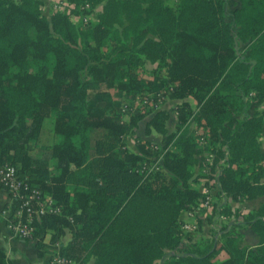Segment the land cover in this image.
<instances>
[{"label":"trees","instance_id":"1","mask_svg":"<svg viewBox=\"0 0 264 264\" xmlns=\"http://www.w3.org/2000/svg\"><path fill=\"white\" fill-rule=\"evenodd\" d=\"M224 1L59 0L45 15L41 0H0V165L13 164L61 209L34 221L38 247L50 230L68 233L57 252L73 264H264V201L245 213L257 236L253 248L238 247L224 226L218 247L212 239L188 248L180 235L178 215L199 195L189 178L203 148L188 118L217 144L210 165L221 160V193L264 196L257 139L264 109L244 113L250 102L264 104V0H234L230 20ZM96 5L93 21L72 18ZM144 60L169 84L168 97L196 102L194 109L175 106L168 133L164 108L127 109L124 119L88 95L101 87L132 97L150 89L132 71ZM143 118L145 134L166 133L156 166L125 145ZM44 124L47 142L40 141ZM135 138L143 154L153 144ZM219 211L230 213L227 205ZM219 248L227 256L211 260ZM0 264H9L1 248Z\"/></svg>","mask_w":264,"mask_h":264},{"label":"rangeland","instance_id":"2","mask_svg":"<svg viewBox=\"0 0 264 264\" xmlns=\"http://www.w3.org/2000/svg\"><path fill=\"white\" fill-rule=\"evenodd\" d=\"M41 11L45 15H48L53 5L59 0H41ZM166 2L172 5L175 0H166ZM235 5L234 0H225V18L230 20V13L232 7ZM100 6L96 5L90 11L82 13L80 15H72V18L78 23H83L85 21H93L96 16V12L99 10ZM84 24V23H83ZM82 24V25H83ZM104 49V48H103ZM154 65L153 63L144 60L140 67L133 68L132 71L136 72L142 78L141 86L147 84L150 85V89L145 87L140 90L141 94L138 92L132 97L130 94L121 95L117 89L112 87H101L97 89H90L88 95L97 100L99 104L109 102L110 105L115 109L120 111L123 118H127V109L131 111L137 108L141 109L146 106H152L153 108H164L168 111V116L165 120L166 133L172 131L176 124L177 111L175 106H184L186 104L194 109L196 107L195 99L191 96H184L181 98H170L167 96V89L169 88L168 83H163L161 77L159 78L156 72H152ZM156 73V74H155ZM147 80H151L149 83ZM146 86V87H147ZM252 93V92H251ZM145 98L147 103L142 104V100ZM124 106V109L121 108ZM264 109L263 103L254 104L249 103L244 113L248 115L254 114L259 115L261 110ZM242 114L237 113L233 115V121L238 119ZM262 118V117H261ZM143 119L138 121V125L134 128L132 134H128L125 138V145L135 152H138L144 158L142 162L147 161V164L151 162L154 166L161 162V152L163 151L164 139L166 133L154 132L153 130L149 134L143 132ZM187 128L189 131L193 132L197 137L198 143H203V148L196 155V162L191 167L192 174L189 178V183L194 186L199 195L196 199L195 204L191 205L189 208L183 209L178 215L180 235L183 244L192 248L193 246H203L208 245L209 242L214 239V247H218L220 243V227L229 228L233 231L236 236L237 246L240 248H253L257 244V236L245 223V213L251 209L256 208V206L264 201V196H259L251 199H245V197L233 198L229 194L221 193L217 187L216 174L220 171V159L211 164V159L216 156L215 149L217 144H213L212 141H208V138L204 139L203 131L204 128L198 125L193 120L188 118ZM264 123V122H263ZM261 124L260 131L257 135V139L260 142V148H264V124ZM47 125L43 126V133L40 137L41 142H47L50 139L48 135ZM202 136H199V135ZM134 135L138 137L141 141L148 139L153 144L144 146L147 150L146 153H141L138 151L134 142ZM207 136V135H206ZM199 137V138H198ZM138 139V140H139ZM199 143V144H200ZM202 146V145H201ZM213 148V149H212ZM167 149H170L171 153H175V149L172 145H168ZM263 164V175L260 180H264V159ZM227 205L229 208L228 214L219 211L220 208ZM215 208V210H214ZM234 208H237L238 216L233 212ZM214 210V211H213ZM218 210V211H217ZM238 224V225H233ZM227 256L224 249L219 248L212 256L211 260L219 261ZM47 263V262H46ZM153 264H159L158 260L154 261Z\"/></svg>","mask_w":264,"mask_h":264},{"label":"built area","instance_id":"3","mask_svg":"<svg viewBox=\"0 0 264 264\" xmlns=\"http://www.w3.org/2000/svg\"><path fill=\"white\" fill-rule=\"evenodd\" d=\"M145 100V98L142 99V101ZM121 108L124 109V106ZM0 184L13 202L6 226L17 237H31L35 227L34 221L41 215L58 214L61 211L60 205L50 194L22 180L11 163L0 165ZM46 264H73V260L55 251L49 256Z\"/></svg>","mask_w":264,"mask_h":264},{"label":"crops","instance_id":"4","mask_svg":"<svg viewBox=\"0 0 264 264\" xmlns=\"http://www.w3.org/2000/svg\"><path fill=\"white\" fill-rule=\"evenodd\" d=\"M13 202L7 191L0 185V248L5 252L9 264H46L49 256L64 243L68 233L50 235V230L43 234L42 244L38 247L36 238H20L13 235L6 226Z\"/></svg>","mask_w":264,"mask_h":264}]
</instances>
